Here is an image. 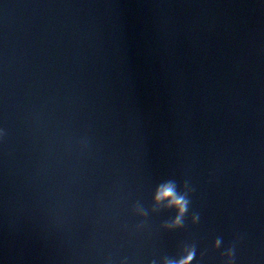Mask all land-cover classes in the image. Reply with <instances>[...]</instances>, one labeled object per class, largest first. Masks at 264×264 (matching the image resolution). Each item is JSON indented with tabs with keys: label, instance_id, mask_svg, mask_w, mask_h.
<instances>
[{
	"label": "clouds",
	"instance_id": "obj_1",
	"mask_svg": "<svg viewBox=\"0 0 264 264\" xmlns=\"http://www.w3.org/2000/svg\"><path fill=\"white\" fill-rule=\"evenodd\" d=\"M2 134L3 133H0V135H2ZM156 199H157V201L169 200L172 205L177 207L180 215H183V213L187 209V202L185 201L184 197L178 195L175 191L174 186H172L171 184L166 185L161 190H159L157 193ZM195 216L197 219L199 218L198 214ZM232 251H233V257H234V248L232 249ZM191 258L192 257L189 256L188 260H191ZM181 264H187V261H182ZM233 264H234V261H233Z\"/></svg>",
	"mask_w": 264,
	"mask_h": 264
}]
</instances>
